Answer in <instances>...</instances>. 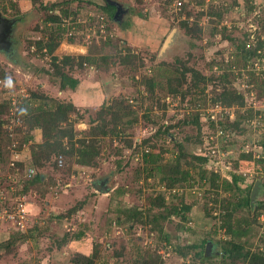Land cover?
I'll return each instance as SVG.
<instances>
[{"label": "rangeland", "instance_id": "rangeland-1", "mask_svg": "<svg viewBox=\"0 0 264 264\" xmlns=\"http://www.w3.org/2000/svg\"><path fill=\"white\" fill-rule=\"evenodd\" d=\"M18 1L0 0L2 15L16 19L9 35L12 48L0 50V71L7 77L0 89L10 88V83H14L18 91L29 96L37 93L76 103L73 117L78 123L74 139L89 137L90 128L95 130L100 124L98 120L93 124L90 122L104 101L118 100L124 104L128 101L136 110L137 122L126 128L111 123L104 135H96L94 145L98 153L92 168L72 164L69 171L67 164L73 163L76 156L62 155L63 164L57 165L60 169H54L52 165V169L44 170L45 199L36 185L30 192L32 197H23V200L30 212L25 223L43 225L45 230L41 234L28 235L23 241L16 240L8 249L11 252H5L1 245L9 237L12 222L0 220V264H72L74 253L88 252L92 245H96L95 264H141L146 257L153 260V264H222L219 250L231 236L220 226L217 210L214 211L216 216L207 213L212 205V187L198 182L190 185L195 178L196 181L199 179L198 175L188 183L171 188L166 187L157 174L145 177L143 152L156 153L162 148L161 162L165 165L176 161L179 145L187 154L208 155L209 161L194 164L196 170L200 167L207 174H216L218 185L230 178L228 171L242 175L243 181L252 186L259 181L260 191L248 213L252 214L255 209L259 214L264 212L263 205L258 207L261 201L264 202V169L255 160L264 154L259 145L264 137V88L257 84V80L264 79V44L256 55H248L238 47L245 40L255 44L252 38L257 36L264 40V0H201V5L192 0H181L182 4L188 3V16L185 4L178 5L179 0H172L169 5L167 0H114L121 5L117 14L120 17L109 23L105 20L106 15L89 0H25V6H19ZM65 9L71 12L69 16L63 13ZM52 14L73 20L75 29L79 28L73 42L61 36L54 52L45 57L33 53L34 48L29 46L41 36L48 37L51 28H43L44 20ZM100 21L109 30L98 36L93 33L92 24L98 26ZM182 21L187 22L190 32L181 26ZM47 25L55 26L52 22ZM171 32L165 47L164 41ZM87 35L92 40L84 42ZM107 40L109 43L104 44ZM88 42H92L91 45ZM95 43L96 46L92 45ZM90 49L98 56L110 55L107 69H98L94 64L81 69L77 67L71 74L76 75L81 84L75 89L61 90L51 56L86 54ZM126 54L135 56L128 66L119 60ZM102 62L98 59L96 64ZM167 62L173 68L185 64L213 79L208 80L201 91L203 84L193 86L192 76L187 72L186 81L177 92L165 94L160 91L161 86L148 89L147 78H158L160 64ZM157 64L153 74L152 66ZM159 70L163 72V66ZM160 80L165 82L162 77ZM185 89L188 92L182 96L180 92ZM223 90L241 94L243 105L233 101L227 105L217 99ZM150 95L160 96L166 107L160 109L157 106L152 112L147 111V107L155 103L150 100ZM5 97L0 91V100L4 101ZM22 98L25 97L17 99V109ZM186 115H199L203 120L202 129L192 124L184 125L182 120ZM237 115H241L239 124L233 128L232 121ZM163 125H171L167 136L155 138L154 132ZM230 129L233 132L227 134ZM32 133L34 136V131ZM146 137H149L148 142H143ZM17 139L14 144L18 150ZM19 150L21 153L22 147ZM242 153H251L253 159L241 158ZM21 155L19 160L26 158L23 152ZM54 158L52 156L55 161L57 157ZM190 166L181 165L182 168ZM99 180L108 192L102 193L94 187L93 182ZM159 192L165 193L167 205L172 202L173 195H182L187 203L190 200L193 204L184 219L171 213L162 221V233L154 230L152 222L131 221L119 212L138 207L150 217L144 209L146 200ZM220 192L237 196L234 191ZM12 200L13 197L10 201H15ZM72 207L75 209L67 213ZM153 211L163 213L162 210ZM80 229L85 230L82 241L77 243L70 238L68 243L56 247V241L64 234L71 236ZM163 234L168 235V240L162 237ZM263 235V223L256 219L251 234L243 237L241 242L253 250L263 242L260 239ZM204 239H207L206 244ZM208 242L212 248L209 258L205 259L201 251L205 254ZM261 247L264 249L262 244Z\"/></svg>", "mask_w": 264, "mask_h": 264}, {"label": "trees", "instance_id": "trees-1", "mask_svg": "<svg viewBox=\"0 0 264 264\" xmlns=\"http://www.w3.org/2000/svg\"><path fill=\"white\" fill-rule=\"evenodd\" d=\"M32 2H35L36 0H31ZM104 3L100 4L97 0L89 2L96 4L99 9L106 15L105 20L109 23V21L114 20V14L116 7L109 3L110 0H103ZM172 0H167V4L169 5ZM196 4H200L202 2L201 0H192ZM191 2V0H190ZM235 2V1H234ZM185 3L182 4V1L179 0L178 5L183 6ZM201 5V4H200ZM185 11L187 16L190 14L188 3L185 4ZM63 13L66 16H69L71 12H69L68 9H65ZM74 14V12H73ZM64 15V16H65ZM62 16L59 15H50L47 18H45V23L43 28L50 29L48 37L41 36L36 40L31 41L30 47H33L34 51L33 53L37 54H43L45 57L49 54H52L54 50L57 48V46L60 43L61 36L67 37V40L69 42H73L75 39V36L77 34L76 29L78 30L79 27H76L75 29V22L73 20L69 21L66 18H61ZM104 19V18H103ZM53 23L54 25H47V23ZM102 21H100L98 24H100ZM92 24V22L90 23ZM181 26L184 29H187V32H190V27H187V22L182 21ZM99 26V25H98ZM200 29V28H198ZM107 30H109L107 28ZM197 30V27H196ZM55 32V34H54ZM71 32V33H69ZM96 34L98 36H101L102 34L99 33L98 29ZM253 36V34H252ZM251 36V38H252ZM257 36L256 39H253L255 41V44L251 45L248 42L241 41V43L238 44V47L241 51H244L250 54H258L260 49H262V45L264 44V40L262 37H260V40ZM83 38V41L86 42L88 40H92L89 38ZM106 42L109 43V40L103 41L104 44ZM89 45L92 42H88ZM94 43V42H93ZM96 46L95 44H92ZM88 46V45H87ZM36 47V48H35ZM250 48V49H249ZM96 50V48H94ZM93 49V50H94ZM93 50H89V53L86 54H79V55H70V54H64L62 56L52 55L51 56V62L52 66L54 68L55 73L59 77V88L61 90H67V89H75L78 84H81V81L76 75H72V70H76L80 68H85L86 66H92L93 64L97 66L96 68L104 70L107 69V59L110 57V55L102 54L101 56L96 55L93 53ZM134 55L126 54V56L119 57L120 62L124 63L126 66L130 65L132 62V59L134 58ZM98 59L102 60V63L96 64ZM163 65V72L159 70L161 68V64L153 65V74L155 72V69L158 68L157 77L158 78H147L145 81L148 89L153 88L154 86H161L160 91H163L166 93H173L179 91V88L182 87L183 83L186 81V73L190 72L191 78H192V85L198 86L199 83H202L203 86L201 87V91L205 89V84L208 80H212V77H205L202 75L198 70L188 67L185 64H181L179 67H174L169 62L162 63ZM73 71V72H74ZM160 71V72H159ZM75 73V72H74ZM152 76V75H151ZM160 77L165 79V82H162L160 80ZM0 78L6 79V74H4L2 71H0ZM257 84L261 85L264 88V79L258 81ZM15 84L12 83L10 88L6 89H0L3 94L6 95L5 100H0V186L2 185H8L9 177L12 175L14 168L9 166V162L11 161L12 155H13V149H10V143L11 139L8 137V133L5 128H3L4 120H8V113H9V107H10V98L9 94L12 92L13 89H15ZM188 92V89H185L184 91H181L180 93L182 96H185ZM224 102L225 104H229L232 101L236 102L240 105H243V97L241 94L236 92H228L223 90L220 96L217 98ZM216 99V100H217ZM150 100H153L154 106L150 104L147 107V111L152 112L154 108L158 106V108H164L166 107V103L160 99V96L150 95ZM22 104L16 111V116L20 120V125L16 126L15 128V137L14 139H17L19 141L18 150L20 147H22L23 153H26V158L19 160L17 159L15 162V166L18 167L20 170H24L25 167H34L35 168V174L22 182L21 188L19 190V195L28 197L31 196L30 192L34 191V187L36 185H39L41 192L40 196L45 199V194L47 190L45 188L47 186H44V177H45V169H52L54 167L57 169H60L57 167V156L58 154L66 155V156H72L75 155L76 158L73 163L67 164V169L70 171V166L72 164H77L80 166L87 167V169L92 168L95 166L96 163H94L95 156L98 153V150L96 149L94 142L97 140L96 135H104L109 125H118L122 127H127L130 125H133L137 122L135 116V109L132 108V104H130L128 101L127 103H123V101L114 100L110 103H106L105 101L101 104L98 109L97 114L94 118L91 119V124H93L94 121L98 120L100 122L99 125L95 126V130L90 128V136L89 137H83L81 139H74L77 133V120L73 117V113L76 111V106L71 100H65L61 99L60 97L56 98V96H46V95H37V93L34 95L33 93L27 95L25 98H22ZM199 104V103H198ZM153 108V109H152ZM264 112V109H263ZM148 116V115H146ZM241 115H237L236 119L232 121V127L237 128L239 124V119ZM149 118V116H148ZM211 124V121H208ZM89 123V124H90ZM182 123L184 125L186 124H192L195 125L198 129H202L203 126V120L200 119L199 115L193 116V115H186L183 117ZM76 125V126H75ZM171 127V125H163V127H159L157 131L154 132V136L160 137L161 135L167 136L168 129ZM35 128L41 129V140L39 142L33 141V131ZM84 130V129H83ZM233 132L231 129L227 132ZM148 138H143V142H148ZM186 139L189 138L188 136L185 137ZM77 143V146H76ZM29 145V147H27ZM259 145L264 149V137L259 141ZM182 145H179L180 152L177 154V159L173 164L171 165H165L161 162V155L163 152V149L157 150L156 153L144 151L143 152V162L144 166L142 169L144 172L145 177L153 176V175H159L161 178V182L164 183V185L168 188L174 187L176 185H180L183 183L190 182V179L194 178L195 175H198L199 179L196 181V178L194 181H191L190 185H193L194 182H198L200 184H206L210 185L213 189L212 197L210 198V202L212 205H210L207 209L208 214H213L216 216V213L214 211H218L219 217L221 218V224L222 228L226 230L228 234H230L231 239L226 242V244H223L221 246V249L219 250V257L221 258L222 264H237L238 261L242 262V264H264V249L261 247V244L264 246V235L260 238L263 242L259 246H256L255 249H249L247 248L244 243L241 242V239L243 237H248L252 232V226L256 223V219H258L259 211H255L251 214L248 213L250 211V192L252 189V185L246 184L245 181H243L242 175H237L236 173L232 171H228V174L230 175V178L228 180H222V184L217 183V178H219L216 174H213L212 172H209L210 174H207L202 168L198 167V171L196 170V166L194 165L197 161L198 162H204L209 161L210 156L205 154H198L194 153V155L187 154L185 151L182 150ZM29 148V149H28ZM16 149V151H18ZM20 151V150H19ZM18 151V152H19ZM20 154V153H19ZM52 156H54L55 161L52 160ZM191 157L188 159V157ZM241 158L252 160L251 153H242ZM188 159V160H187ZM256 163L262 166L264 169V154L261 153L260 155L255 158ZM239 161V160H238ZM69 162V161H68ZM237 163V162H236ZM182 164H189L190 167L182 168ZM53 165L52 168H50ZM194 171H192L191 169ZM196 170V171H195ZM197 172V173H195ZM195 173V174H194ZM213 174V176H212ZM197 177V176H196ZM204 182L202 183L201 181ZM220 191H234L236 195H232L234 199L230 195L226 196L225 194L222 195ZM220 192V193H219ZM189 193H186V196ZM189 197V196H187ZM165 193L159 192L155 197H149L146 200V208L144 209L149 214L150 217L144 215V210L139 209L138 207L131 208V209H124L119 212H123L126 215V218L131 221H138V222H152L154 230L158 231L159 233L163 232L162 229V221H164L166 218L169 217L171 213L176 214L180 216L181 218L186 217V213L191 211L192 205L190 200L185 201V198L181 195H173L171 197V203L169 205L166 204L165 201ZM10 201V198L8 199ZM178 203V204H177ZM29 204V203H28ZM177 204V205H176ZM260 205L258 207H264V202L261 201L259 203ZM27 209V207H26ZM75 207H72L69 211H73ZM154 209L162 210L163 213H158L153 211ZM261 210V209H260ZM246 212V213H243ZM152 212V214H150ZM28 216L30 215L29 210L27 209ZM59 217V215H58ZM214 217V216H213ZM191 218V217H189ZM188 218V219H189ZM118 221V220H117ZM10 222V221H8ZM46 222V220H45ZM260 223V221H259ZM25 223L24 229H17L12 224V230L10 231L9 237L4 243H2V247H4L5 252H11V250H8L9 247H13V243L16 242V240L23 241L26 239L28 235H32L35 233L41 234L45 228L41 227L43 225H38L36 223L28 224ZM47 226V225H46ZM45 226V227H46ZM180 226V225H178ZM14 228V230H13ZM85 230H78L76 232H73L71 236L68 234H64L63 237L56 241L58 245L56 247H60L61 244H66L70 241V238H72V241H75L78 243V241H82L84 239ZM161 237V236H160ZM159 237V238H160ZM165 240H168V235L163 234L162 236ZM210 240V239H209ZM204 244H206L207 239L203 240ZM96 246V245H95ZM92 245L91 249L88 252H79L77 251L74 253L71 263L72 264H95L94 260L96 258V247ZM194 246V245H193ZM182 252V251H181ZM180 252V253H181ZM202 257L205 255L201 251ZM137 256H140V253L137 254ZM209 256L205 255V259H208ZM153 260L146 259L141 262V264H153Z\"/></svg>", "mask_w": 264, "mask_h": 264}, {"label": "built area", "instance_id": "built-area-1", "mask_svg": "<svg viewBox=\"0 0 264 264\" xmlns=\"http://www.w3.org/2000/svg\"><path fill=\"white\" fill-rule=\"evenodd\" d=\"M92 25L94 26V30H93L94 34H96L97 29L100 34L104 32H108L104 22H101L99 26H96L95 24H92ZM91 26L89 28H91ZM103 27H105L104 30L102 29ZM89 37L90 36L87 35V38ZM4 84L5 82L3 81V79L0 78V88L4 86ZM18 90L19 89L15 88L9 94V98L12 101V104L9 107V113L7 117L8 120L7 121L4 120V123H3V128L6 129L8 133V137L11 139L10 149H13V155H12L11 161L9 162V166L13 167L14 171L12 175H10L9 177L10 182H8V185L4 184L0 186V220L2 219L6 221L11 220L15 228L24 229L25 222H27V219H28V213L26 209L27 203L26 201L23 200L24 196H20L18 193L21 188L22 182L26 179L31 178L35 174L36 171H35V168L31 166L25 167L23 171L15 166V162L17 159H19L20 154L15 149L14 143L16 142V139H14L15 137L14 135H15L16 126H19L21 123L18 117L16 116V111H17L16 104H17V99L19 97L27 96V93H23ZM211 151L213 152L214 150L212 149ZM209 154L212 155L211 152ZM62 164H63L62 154H59L57 156V165L62 166ZM11 197H13L12 201L15 200L14 202L8 201V199ZM258 220L263 223V227H264V212H261L259 214Z\"/></svg>", "mask_w": 264, "mask_h": 264}, {"label": "water", "instance_id": "water-1", "mask_svg": "<svg viewBox=\"0 0 264 264\" xmlns=\"http://www.w3.org/2000/svg\"><path fill=\"white\" fill-rule=\"evenodd\" d=\"M110 4L114 5L116 7V11L114 14V18L117 17L119 14V10L121 9V6L119 3H117L114 0H110L109 1ZM16 22V19L14 18H8L4 15H2L1 11H0V50H6V49H11V44L12 41L9 39V35L10 32L13 29V24ZM172 36V32L170 33V35L167 36V38L164 41L163 46H167L168 42L170 41ZM94 187L101 191L102 193L104 192H108L109 189L105 186H103V182L102 181H94L93 182ZM259 181H257L256 183H254V185L252 186L251 192H250V205L252 206L255 202V198L258 195V192L260 191V188L258 185ZM212 248V244L210 242L207 243L206 245V249H205V255H209L210 250Z\"/></svg>", "mask_w": 264, "mask_h": 264}, {"label": "crops", "instance_id": "crops-1", "mask_svg": "<svg viewBox=\"0 0 264 264\" xmlns=\"http://www.w3.org/2000/svg\"><path fill=\"white\" fill-rule=\"evenodd\" d=\"M25 0H19L18 1V3H19V6H25ZM76 104V103H75ZM34 139H36L37 140V142H39L40 140H41V129L40 128H35L34 129ZM22 153V152H21ZM21 153H20V155H21ZM24 154H26V153H24ZM19 155V156H20ZM27 155V154H26ZM23 155H21V157H22ZM65 185L66 184H64V187H65ZM65 193H66V191H65ZM48 203H49V201H47ZM50 206V208H51V205H49Z\"/></svg>", "mask_w": 264, "mask_h": 264}, {"label": "flooded vegetation", "instance_id": "flooded-vegetation-1", "mask_svg": "<svg viewBox=\"0 0 264 264\" xmlns=\"http://www.w3.org/2000/svg\"><path fill=\"white\" fill-rule=\"evenodd\" d=\"M121 6V5H120ZM116 10V9H115ZM121 11V9L119 10V12ZM119 15V14H118ZM117 17H120V16H117Z\"/></svg>", "mask_w": 264, "mask_h": 264}]
</instances>
